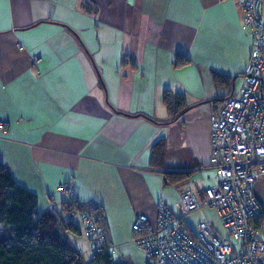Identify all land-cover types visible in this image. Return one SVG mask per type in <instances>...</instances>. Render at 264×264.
<instances>
[{"label": "crops", "instance_id": "1", "mask_svg": "<svg viewBox=\"0 0 264 264\" xmlns=\"http://www.w3.org/2000/svg\"><path fill=\"white\" fill-rule=\"evenodd\" d=\"M249 47L237 0H0V163L36 196L37 215L60 213L66 185L102 210L113 259L145 264L131 224L145 215L154 226L158 203L176 215L182 191L213 185L209 115L238 88ZM163 90L188 107L169 124ZM159 139L162 166H151ZM165 172L184 177L166 184ZM252 191L264 208V177ZM202 216L219 223L213 209Z\"/></svg>", "mask_w": 264, "mask_h": 264}, {"label": "built area", "instance_id": "2", "mask_svg": "<svg viewBox=\"0 0 264 264\" xmlns=\"http://www.w3.org/2000/svg\"><path fill=\"white\" fill-rule=\"evenodd\" d=\"M237 1L242 28L250 38L249 55L238 88L209 115L213 185L205 188L196 181L195 190L182 191L175 203L176 215L158 203L154 226L145 215L134 219L130 242L143 254L145 264H264V208L252 191L256 178L264 177V0ZM5 129L0 121V132ZM68 190L66 185L57 187L71 204L75 196ZM205 208L215 211L214 221L223 234L202 216ZM74 212L86 241L80 255L104 251L112 255L113 246L94 216ZM193 213L199 220L190 235L181 221Z\"/></svg>", "mask_w": 264, "mask_h": 264}, {"label": "trees", "instance_id": "3", "mask_svg": "<svg viewBox=\"0 0 264 264\" xmlns=\"http://www.w3.org/2000/svg\"><path fill=\"white\" fill-rule=\"evenodd\" d=\"M185 61L175 62V66ZM214 86H227L229 78L212 71ZM161 102L167 113L162 124L175 121L187 110L180 93L163 90ZM151 166H162L165 153L163 139L155 141L149 149ZM184 175L165 172L166 184L182 180ZM34 194L17 185L8 170L0 163V264H122L115 262L109 251L96 253L84 261V255L68 243L69 234L81 235L75 210L91 213L100 226L102 210L92 209L74 200L63 203L60 213H36ZM101 228V226H100ZM102 230V228H101ZM103 231V230H102Z\"/></svg>", "mask_w": 264, "mask_h": 264}, {"label": "rangeland", "instance_id": "4", "mask_svg": "<svg viewBox=\"0 0 264 264\" xmlns=\"http://www.w3.org/2000/svg\"><path fill=\"white\" fill-rule=\"evenodd\" d=\"M212 184V183H211ZM210 184V185H211ZM209 185V184H208ZM70 191V190H68ZM77 220H78V217H77ZM96 220V219H95ZM97 222V221H96ZM195 223H196V218L195 217H191L190 220H189V225L192 227V228H195ZM79 224V222H78ZM98 224V223H97ZM214 228L221 234H223L222 232V229L220 227V224L219 223H215L214 225ZM100 227V226H99ZM80 228V227H79ZM68 243L70 244V246H73L75 249H78V248H81L82 250L84 249L85 246V239L82 237V236H74V235H71L69 234L68 235ZM89 254H84V261H87L89 259Z\"/></svg>", "mask_w": 264, "mask_h": 264}]
</instances>
